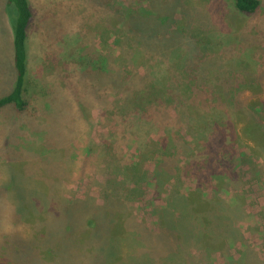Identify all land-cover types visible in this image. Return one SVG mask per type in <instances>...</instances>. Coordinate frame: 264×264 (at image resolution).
Wrapping results in <instances>:
<instances>
[{
  "label": "rangeland",
  "instance_id": "obj_1",
  "mask_svg": "<svg viewBox=\"0 0 264 264\" xmlns=\"http://www.w3.org/2000/svg\"><path fill=\"white\" fill-rule=\"evenodd\" d=\"M256 1L243 14L232 0H28L27 106L0 110V264L13 237L31 244L35 264L164 263L168 251L145 244L174 195L235 210L234 237L192 242L188 264H264ZM4 8L0 98L15 84ZM158 11L177 43L167 57L120 42L129 17Z\"/></svg>",
  "mask_w": 264,
  "mask_h": 264
},
{
  "label": "trees",
  "instance_id": "obj_2",
  "mask_svg": "<svg viewBox=\"0 0 264 264\" xmlns=\"http://www.w3.org/2000/svg\"><path fill=\"white\" fill-rule=\"evenodd\" d=\"M232 1L235 10L243 14H253L258 9L256 0ZM4 10L12 34V64L15 70V84L7 95L0 98V110L11 107L20 114L24 112L27 106L23 93L27 76V30L31 24L32 11L28 0H5ZM159 13L160 11L152 13L156 15L140 13L143 17L134 20L129 17L130 27L125 32L124 40L120 42H128L130 44L136 42L146 52L158 50L157 53L160 57H167L170 48L177 43L176 38L172 35L173 32L166 29L169 21L168 17L164 18ZM94 57L95 55L90 56L91 62ZM99 67L102 69L103 66L100 64ZM98 73L102 75L101 72ZM109 81L115 86L116 84L120 85L118 84L119 78H116V76ZM160 164L161 162L158 163V165ZM214 202L216 204L215 207H209L207 210L201 207V204L194 196L191 198L189 195H174L165 204L164 208L156 213V216H158V229L153 232L155 242L146 243L145 246H148L150 250H154L158 245L159 249L168 251L170 256L166 257L164 262L166 264H188L187 251H189L192 242L202 238L208 239L207 236L211 234L222 240L226 237H231L235 229L232 224L235 210L229 206H227V209L225 206V211H222L219 209V202H217L216 198ZM227 211L230 214L228 219L223 217V215L228 213ZM232 237H234V234ZM6 242L10 243L12 247V250H10L11 256L6 264H35L37 262L33 255L34 250L31 244L26 242L25 239L13 237L7 239ZM109 247L108 252L110 253L111 249L113 258L115 246L112 239L109 241ZM142 247L143 245L140 246V248ZM141 251H143V248ZM188 255L190 256L189 252ZM147 260L142 261L141 258L139 264H158L157 257H155V261L151 260V257H147ZM102 261L99 264H110L106 257H103Z\"/></svg>",
  "mask_w": 264,
  "mask_h": 264
},
{
  "label": "crops",
  "instance_id": "obj_3",
  "mask_svg": "<svg viewBox=\"0 0 264 264\" xmlns=\"http://www.w3.org/2000/svg\"><path fill=\"white\" fill-rule=\"evenodd\" d=\"M5 11V10H4Z\"/></svg>",
  "mask_w": 264,
  "mask_h": 264
}]
</instances>
